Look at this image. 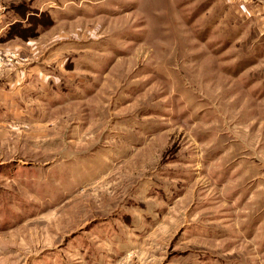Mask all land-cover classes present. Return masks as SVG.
Returning a JSON list of instances; mask_svg holds the SVG:
<instances>
[{"label":"rangeland","instance_id":"obj_1","mask_svg":"<svg viewBox=\"0 0 264 264\" xmlns=\"http://www.w3.org/2000/svg\"><path fill=\"white\" fill-rule=\"evenodd\" d=\"M0 264H264V0H0Z\"/></svg>","mask_w":264,"mask_h":264}]
</instances>
